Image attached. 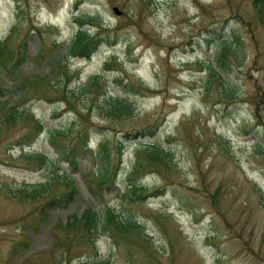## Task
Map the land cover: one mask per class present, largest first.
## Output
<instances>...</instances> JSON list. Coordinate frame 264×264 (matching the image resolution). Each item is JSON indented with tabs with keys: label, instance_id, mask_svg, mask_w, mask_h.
I'll list each match as a JSON object with an SVG mask.
<instances>
[{
	"label": "rangeland",
	"instance_id": "rangeland-1",
	"mask_svg": "<svg viewBox=\"0 0 264 264\" xmlns=\"http://www.w3.org/2000/svg\"><path fill=\"white\" fill-rule=\"evenodd\" d=\"M87 13L101 28L83 27L107 42L89 58L64 59L73 17ZM5 37L11 50L26 42L21 76L49 84L16 92L0 70V105L25 108L42 126L22 148L16 141L30 122L0 128V264H264V25L252 0H0ZM92 75L93 88L77 95ZM107 96L127 98L132 111L104 116ZM82 127L87 144L70 166L67 149ZM56 131L65 133L49 141ZM149 142L170 151L172 163L137 156ZM21 150L46 160L28 163ZM64 174L76 194L41 209L64 191ZM38 183L48 185L42 196H13ZM133 185L144 187L141 197ZM86 207L132 219L142 235L82 238L77 230L69 246L57 240Z\"/></svg>",
	"mask_w": 264,
	"mask_h": 264
},
{
	"label": "trees",
	"instance_id": "trees-1",
	"mask_svg": "<svg viewBox=\"0 0 264 264\" xmlns=\"http://www.w3.org/2000/svg\"><path fill=\"white\" fill-rule=\"evenodd\" d=\"M252 6L255 9L257 16H259V21L264 25V0H252ZM73 19L77 24V28L73 31L72 36L65 45L64 59H66L67 56L89 58L92 53L97 50L98 46H100L102 43H106L107 40L103 37H100L97 33L89 34L87 32V29L83 27L84 25H88L91 27H95L97 31L99 28H101V26L97 22L98 19L95 14H77L76 17H73ZM12 33L13 29H10L8 34ZM203 38L204 40L212 41V38ZM223 40L224 39H219L216 40V42H221ZM52 45H54V43H52ZM222 48H225L226 51L228 50L225 46H223ZM218 56L219 57H217L216 59L217 63L220 62V59H223L224 53L222 49L220 50ZM26 57L27 45L24 39H20L14 50L8 48L7 37L0 40V70L6 77V80L10 83L11 87L17 89L16 92H22V88H20V86L24 83H28L30 87L40 86L44 83L49 84V81H45L44 79L39 77L21 76V67ZM54 63H57L56 59H52V63L50 65ZM111 63L112 62H105V65L108 67L111 65ZM63 71L64 70H62L61 72V70L59 69V73L57 75V78L55 79L54 84L50 85L52 87L51 91L53 93H56L58 91L57 87L62 81V76L60 74L63 75ZM19 76L20 78L18 79ZM96 77V75L87 77L86 80L82 82L83 84L80 86V88L75 90L76 94H88L95 84ZM37 79H41V81H38ZM61 98L64 99L67 106L70 108V102L66 99L65 90H61ZM102 100L103 107H100V109L101 113H103V115L106 117H121L130 113L133 109L132 102L125 97L107 96ZM22 121H27V123L30 122L32 124L33 130H31L32 132L30 131L29 134L22 135L26 137L25 139H23V137H20V140L16 141L17 144H21L20 148H22L23 146H28L27 142L29 143L36 137L42 126L40 122L29 113L27 109H18L14 106H8L6 104L0 105V128L4 129V127L9 124L20 123ZM64 133L65 132L63 131L54 132V134L50 135L49 141H51V139L55 138L56 136H63ZM88 136V127H82L74 135L71 144L67 149V155L65 157V160L70 164V166L75 165V157L77 156V152L82 150V148L87 144ZM99 146L101 149L104 148L103 144H100ZM139 146H141V149H137V156L139 155V153H142V155L150 164L160 163L167 166L168 162L172 163V155L170 151L163 149L158 143L149 142L146 144H140ZM19 154L24 157V159L28 163L30 161H38L39 164H43L46 160L45 154L40 150H28L26 152L21 150ZM138 163L139 162H136L134 164L129 173H135ZM103 175V172H99V178H96L98 180V184L104 181ZM59 181L61 183L60 186L64 189V191L61 192L58 196L47 198L46 201L41 204V209L48 206H54L55 204L58 207L65 206L68 202L71 201L72 196L76 194V187L67 174L62 175ZM47 190L48 185L46 183H38L36 187H33L30 190L16 189L13 196H17L16 194H19L18 196L33 200L37 197L42 196ZM133 190L138 192L134 193L133 196L139 198L141 197V194H143L142 191L144 190V187L133 185ZM159 194L160 191L154 190L152 192H148L146 196L153 197ZM142 199H144V195L142 196ZM63 228L68 233L64 236H57V240H65L63 244L67 246H69L68 241L70 244L72 242V236H69V234H72L77 230L81 231V234L83 236L80 237L82 238H88V235L97 236L111 230H114V232L111 233L117 238H120L123 234L127 235L131 233L133 231L132 229L140 232V234L137 232L140 236L142 235L140 231V225L136 221L127 218L124 220H119L116 218V216H114L112 212H110L108 208H105L103 212L99 213L96 209L86 207L79 217H72L71 221L69 220L68 222H66ZM92 239L93 237L90 241H92ZM66 249L69 248L66 247ZM93 264H108V261H96Z\"/></svg>",
	"mask_w": 264,
	"mask_h": 264
},
{
	"label": "water",
	"instance_id": "water-1",
	"mask_svg": "<svg viewBox=\"0 0 264 264\" xmlns=\"http://www.w3.org/2000/svg\"><path fill=\"white\" fill-rule=\"evenodd\" d=\"M114 11H115L116 14H119V11L117 9L116 10L114 9Z\"/></svg>",
	"mask_w": 264,
	"mask_h": 264
}]
</instances>
